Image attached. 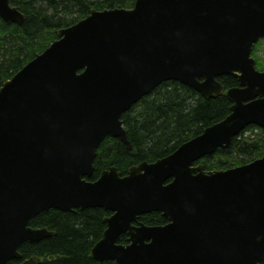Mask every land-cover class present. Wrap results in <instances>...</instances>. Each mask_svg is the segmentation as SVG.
I'll return each instance as SVG.
<instances>
[{"label": "water", "instance_id": "water-1", "mask_svg": "<svg viewBox=\"0 0 264 264\" xmlns=\"http://www.w3.org/2000/svg\"><path fill=\"white\" fill-rule=\"evenodd\" d=\"M0 16L24 21L10 0H0ZM56 34L0 87V264H40L19 251L56 234L29 225L40 212L89 207L111 212L91 249L101 261L264 264V155L225 169L196 164L247 125L264 129V70L252 56L264 0H136L93 8ZM224 74L239 79L224 119L164 157L90 179L106 136L133 148L122 115L144 95L178 80L217 97ZM152 211L168 222L139 221Z\"/></svg>", "mask_w": 264, "mask_h": 264}, {"label": "trees", "instance_id": "trees-1", "mask_svg": "<svg viewBox=\"0 0 264 264\" xmlns=\"http://www.w3.org/2000/svg\"><path fill=\"white\" fill-rule=\"evenodd\" d=\"M136 0H10L24 14L22 23H8L0 16V87L27 62L57 38L56 30L85 18L91 9L131 8ZM263 40L253 49L256 65L264 70L260 53ZM219 80L225 92L205 98L195 88L178 80H167L144 95L122 115L124 127L133 146L113 135L101 142L90 179L117 166L123 174L141 161H154L175 151L183 142L200 134L205 127L224 119L231 112L232 101L226 91L239 85V79L224 74ZM264 155V129L247 125L228 147H220L199 162L208 170L225 169ZM197 163V162H196ZM111 212L102 207L63 211L44 210L30 220V226L48 227L55 235L40 241H26L20 247L25 257L36 255L40 264H115L113 260L92 257L91 249L106 229L104 218ZM139 220L149 225L167 222L159 211L144 213ZM128 235L119 242L127 243ZM17 262V261H16Z\"/></svg>", "mask_w": 264, "mask_h": 264}, {"label": "flooded vegetation", "instance_id": "flooded-vegetation-1", "mask_svg": "<svg viewBox=\"0 0 264 264\" xmlns=\"http://www.w3.org/2000/svg\"><path fill=\"white\" fill-rule=\"evenodd\" d=\"M19 251H20V249H19ZM33 256V255H32ZM31 257V256H30ZM25 258H29V257H25ZM25 258H23V259H25ZM17 261V262H16ZM20 261H22V260H12L11 262L12 263H19Z\"/></svg>", "mask_w": 264, "mask_h": 264}, {"label": "rangeland", "instance_id": "rangeland-1", "mask_svg": "<svg viewBox=\"0 0 264 264\" xmlns=\"http://www.w3.org/2000/svg\"><path fill=\"white\" fill-rule=\"evenodd\" d=\"M263 48H264V40H263ZM264 56V50L260 52Z\"/></svg>", "mask_w": 264, "mask_h": 264}]
</instances>
